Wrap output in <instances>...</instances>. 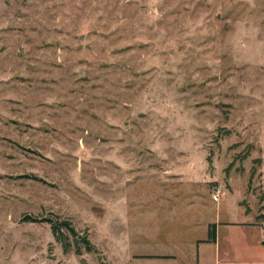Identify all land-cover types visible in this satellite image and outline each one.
<instances>
[{"label":"rangeland","instance_id":"rangeland-1","mask_svg":"<svg viewBox=\"0 0 264 264\" xmlns=\"http://www.w3.org/2000/svg\"><path fill=\"white\" fill-rule=\"evenodd\" d=\"M184 201L264 227V0H0V264H126Z\"/></svg>","mask_w":264,"mask_h":264},{"label":"crops","instance_id":"crops-1","mask_svg":"<svg viewBox=\"0 0 264 264\" xmlns=\"http://www.w3.org/2000/svg\"><path fill=\"white\" fill-rule=\"evenodd\" d=\"M164 203L162 206L165 207L178 206L174 202ZM184 203L183 207L192 210L183 217L181 228L175 232L176 235L178 232L177 241L166 246L159 244L146 253H129L126 264H264V227L255 224L254 215L246 221H222L218 217L221 209L216 206ZM212 212L217 217L213 218ZM238 225L245 232H236ZM212 226L215 230L214 239L210 238ZM251 229H257L260 235L252 238Z\"/></svg>","mask_w":264,"mask_h":264},{"label":"trees","instance_id":"trees-1","mask_svg":"<svg viewBox=\"0 0 264 264\" xmlns=\"http://www.w3.org/2000/svg\"><path fill=\"white\" fill-rule=\"evenodd\" d=\"M23 220L30 222H47L50 225L52 233L55 235L57 240H61L63 247L67 250L70 246L68 241V236L71 235L74 238L75 253L80 254L83 248L87 252L95 251L94 245L90 242L86 234L80 235L78 231L74 228L72 222L69 219H52L44 217H36L27 215L24 216ZM210 238H215L214 226L210 231ZM264 244V238L262 240ZM82 245V246H81ZM82 247V248H81Z\"/></svg>","mask_w":264,"mask_h":264},{"label":"built area","instance_id":"built-area-1","mask_svg":"<svg viewBox=\"0 0 264 264\" xmlns=\"http://www.w3.org/2000/svg\"><path fill=\"white\" fill-rule=\"evenodd\" d=\"M220 192H221L220 188H217V189L214 191V193H213V195H212V199H213V201H215V202H218V201H219V199H220Z\"/></svg>","mask_w":264,"mask_h":264}]
</instances>
